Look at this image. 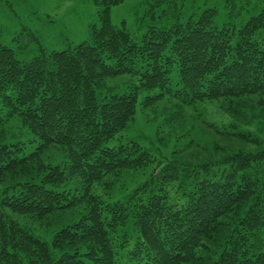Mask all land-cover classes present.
Instances as JSON below:
<instances>
[{
  "label": "trees",
  "instance_id": "obj_1",
  "mask_svg": "<svg viewBox=\"0 0 264 264\" xmlns=\"http://www.w3.org/2000/svg\"><path fill=\"white\" fill-rule=\"evenodd\" d=\"M123 1L95 0L91 42L41 48L28 62L0 46V132L19 118L32 134L0 141V264H264V139L251 125L209 123L253 148L196 163L108 145L140 103L257 97L264 111V9L219 27L216 8L183 23L182 0H152L149 11L175 22L151 25L139 43L111 21ZM151 164L129 196L108 202L114 179ZM15 214L69 219L45 240Z\"/></svg>",
  "mask_w": 264,
  "mask_h": 264
},
{
  "label": "rangeland",
  "instance_id": "obj_2",
  "mask_svg": "<svg viewBox=\"0 0 264 264\" xmlns=\"http://www.w3.org/2000/svg\"><path fill=\"white\" fill-rule=\"evenodd\" d=\"M234 1V5L230 6L227 0H182L181 21L186 23L189 17H197L205 9L216 8L217 26L235 24L241 27L264 9V0ZM151 3L152 0H124L111 9L113 25L125 29L140 43L151 25L162 27L165 23L170 26L175 22L173 18H159L160 11L154 15L149 11ZM99 10L95 0H0V46L12 48L19 60L28 62L40 53L41 48L48 52H60L83 42H91L92 27L101 26ZM128 82L125 77L111 80L110 84L118 83L120 86ZM230 121L251 125L246 129L264 139V111L257 97L198 102L190 106L165 98L148 107L140 103L134 120L108 145L135 141L161 161L171 160L175 153L174 158L191 163L219 158L228 151L253 148L235 137L219 135L216 127L209 124L215 122L221 125ZM30 138V130L19 118L10 120L0 132V141L27 142ZM57 153L58 150L52 151L50 160ZM154 167L155 164H151L144 170L126 171L117 180L114 179L115 185L108 202L129 196L149 177ZM14 216L45 240H50L58 223L69 219L67 215L48 224Z\"/></svg>",
  "mask_w": 264,
  "mask_h": 264
},
{
  "label": "snow or ice",
  "instance_id": "obj_3",
  "mask_svg": "<svg viewBox=\"0 0 264 264\" xmlns=\"http://www.w3.org/2000/svg\"><path fill=\"white\" fill-rule=\"evenodd\" d=\"M96 2L99 4L100 3V0H96Z\"/></svg>",
  "mask_w": 264,
  "mask_h": 264
}]
</instances>
